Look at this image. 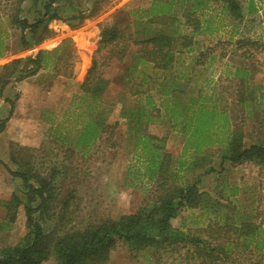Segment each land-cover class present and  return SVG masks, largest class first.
I'll return each mask as SVG.
<instances>
[{"label": "rangeland", "instance_id": "374dc122", "mask_svg": "<svg viewBox=\"0 0 264 264\" xmlns=\"http://www.w3.org/2000/svg\"><path fill=\"white\" fill-rule=\"evenodd\" d=\"M150 1L61 0L59 15L66 21L79 12L87 16L96 3L101 11L80 26L77 25L78 20L65 23L52 21L48 28L54 36L39 46L23 50L20 32L11 25L12 16L17 14L20 19L33 23L43 16L44 2L0 0V37L4 38L5 48L0 59V78L6 77L8 81L0 95V124L9 117L13 105L12 114L0 134V249L24 244L27 234L24 214L27 190L20 179L10 175V171L28 172L31 177L47 181L53 169L60 172L52 185L60 191L59 198L73 191L69 212L75 220L71 226L74 232L83 230L93 220L117 219L134 214L152 202L156 196L154 186L143 177L141 157L133 152L132 143L126 137L128 121L120 115L122 107L143 109L146 116L155 114L145 107L147 94L151 95L159 117L154 121L144 120L142 127L146 133L164 140V149L171 156L170 171H175L183 146L182 137L162 117L164 112L157 90L159 83L169 74L154 69L150 64L139 65L135 71L125 73L127 68L135 67L137 47L131 44L121 60L115 57L119 54L118 49L109 48L96 54L102 28L117 26L126 33H133L134 11L147 10ZM248 1L240 0L245 14L242 22L228 18L219 5H211L200 18L205 34L194 38L195 45L190 53L177 55L173 68L179 73L189 72L190 63L195 58L200 54L207 56L203 66L194 65V71L189 73L191 81L186 90L196 93L197 89L206 85L204 92L211 93L210 90L217 87L216 92L222 98L217 106L228 110L231 123L242 128L245 147L258 141L264 144V98H260L264 95V0H254L256 13L250 16L246 14ZM179 23L178 33L187 35L191 26H185L182 18ZM25 38L31 41L29 32L25 33ZM64 39H71L77 50L97 60L99 73L109 81L107 93L102 99L93 101L85 96L79 90L76 75L68 78L57 75L51 69L40 70L35 76L17 82L19 77L30 71L25 60L34 58L40 50L55 49ZM18 60L24 62L14 64ZM72 63L73 73L81 71L86 64L79 59ZM236 68H244L249 73L250 86L256 88L258 104L249 115L239 112L233 104L236 85L229 77ZM63 71L60 67V72ZM139 80H144L141 86L138 85ZM136 92L139 94L136 95ZM99 114L112 127L105 136H111L112 147L96 143L87 152L84 149L81 152L70 150L68 143L73 142L88 120ZM214 151L210 150L208 157L211 160L200 168L182 171L180 183L192 185L197 182L200 192L234 207L236 218H249L264 229V168L250 163L235 166L220 164ZM192 155L189 153L185 158L190 160ZM210 166L214 172L204 175ZM29 183L38 185L34 179H30ZM233 187L238 189L235 198L230 197ZM37 204V200L31 202L32 207ZM59 208L57 203L50 205L51 212L58 213ZM224 212L230 213V210L225 209ZM53 227V221H46L42 226L45 232ZM45 264L56 262L50 258ZM107 264L153 262L145 251L132 253L126 245L118 243Z\"/></svg>", "mask_w": 264, "mask_h": 264}, {"label": "trees", "instance_id": "16d2710c", "mask_svg": "<svg viewBox=\"0 0 264 264\" xmlns=\"http://www.w3.org/2000/svg\"><path fill=\"white\" fill-rule=\"evenodd\" d=\"M36 1L44 2V13L38 20L29 23L17 14L12 16L11 25L20 32L23 50L39 46L54 36V32L48 28L50 22L78 20L77 25L80 26L94 19L101 11L96 3L87 16L79 12L66 21L59 15L58 4L61 0ZM150 2L147 10L134 11L133 33H126L117 26L102 28L96 54L109 48L118 49L119 54L115 57L121 60L131 44L137 47L135 67L127 68L125 73L135 71L139 65L150 64L154 69L169 74L162 79L157 90L164 112L162 117L182 137L183 146L175 171H170L171 156L164 149V140L146 133L142 127L144 120L154 121L159 117L151 95L147 94L145 107L155 114L146 116L143 109L122 107L120 115L128 121L126 137L132 143L133 152L141 157L143 177L154 186L156 196L152 202L134 214L117 219L93 220L83 230L74 232L71 226L75 220L69 212L73 191L59 198L60 191L52 185L60 172L53 169L47 181L31 177L28 172L10 171V175L20 179L27 190L24 207L27 234L23 239L24 244L0 249V264H45L50 258H54L56 264H107L118 243L126 245L132 253L145 251L151 256L153 264H264V229L249 218H236L234 207L200 192L197 182L192 185L180 183L182 171H193L211 160L208 157L211 149H215L213 154L220 164L235 166L250 163L264 168V144L258 141L249 147L244 146L242 128L231 123L228 110L217 106L222 99L217 94V87L214 86L211 93L204 92L206 85L197 89L196 93L186 90L191 81L189 73L194 71V65L203 66L207 56L200 54L195 58L190 63L189 72L173 70L177 55L190 53L191 47L195 45L194 38L205 34L200 18L211 5H219L228 18L242 22L245 16L242 4L240 0ZM254 13V0H249L246 14L250 16ZM180 18L184 20L185 26H191L187 35L178 33ZM26 32L31 35V41L25 38ZM0 41L1 59L5 50L4 38L0 37ZM75 59L86 64L81 71L73 73L72 62ZM22 62L18 60L14 64ZM25 65L30 66V71L24 77H19L17 82L35 76L40 70L51 69L57 75L68 78L76 75L79 90L93 101L102 99L108 90L109 81L99 73L95 57L77 50L71 39H64L51 51H38L34 58L25 60ZM60 67L64 69L63 73ZM229 79L236 85V93L232 95L234 106L239 112L249 115L258 104L256 88L250 86L249 73L244 68H236ZM143 82L139 80L138 85L141 86ZM7 84L6 77H1L0 95ZM212 97L215 99L212 100ZM260 98L263 99L264 95H260ZM12 111L13 105L9 117ZM101 114L83 125L73 142L68 143L70 150L81 152L84 149L87 152L96 143L112 147L111 136L105 138L112 127L106 124ZM8 118L1 122L0 134ZM262 127L264 132V121ZM189 153L193 154L190 160L185 158ZM204 172V175L212 174L214 168L210 166ZM30 179H34L38 185H31ZM230 190V197L235 198L238 189L233 187ZM35 200L38 204L32 207L31 202ZM53 203L60 206L58 213L50 211ZM225 209L230 210V213L224 212ZM46 221L54 223L49 232L42 228Z\"/></svg>", "mask_w": 264, "mask_h": 264}]
</instances>
